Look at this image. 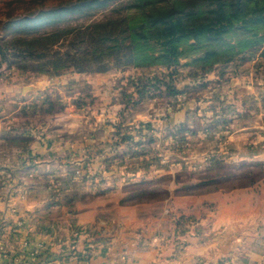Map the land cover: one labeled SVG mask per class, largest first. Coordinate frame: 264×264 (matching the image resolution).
Segmentation results:
<instances>
[{
  "label": "crops",
  "instance_id": "obj_1",
  "mask_svg": "<svg viewBox=\"0 0 264 264\" xmlns=\"http://www.w3.org/2000/svg\"><path fill=\"white\" fill-rule=\"evenodd\" d=\"M114 76H34L0 85V264H264V184L178 196L152 209L85 202L120 187L123 170L130 171L127 145L113 141L118 122V133L143 123L156 134L186 118L181 104L167 110L153 101L123 112L124 81ZM250 82L239 76L223 93L201 97L198 148L207 150L210 138L208 150L226 162L264 161L263 91ZM45 93L68 106L89 97L100 107L67 108L66 120L51 124L22 122ZM204 116L229 117V127L204 135Z\"/></svg>",
  "mask_w": 264,
  "mask_h": 264
},
{
  "label": "rangeland",
  "instance_id": "obj_2",
  "mask_svg": "<svg viewBox=\"0 0 264 264\" xmlns=\"http://www.w3.org/2000/svg\"><path fill=\"white\" fill-rule=\"evenodd\" d=\"M75 1L77 0H0V37L11 36L24 28L9 21L18 20L23 16L31 17L41 7L49 8ZM99 1H107V5L87 10L86 15L74 14L70 21L73 24H88L96 20L126 18L125 25L139 26L146 14L153 15L173 3L187 9L185 5L189 2L188 0H150V5L136 9L135 4L144 3V0ZM195 7L196 10L204 11L208 6L197 2ZM223 42L233 43L237 54L233 61L211 65L210 60L201 59L205 51L218 49L223 46ZM145 47L157 50L160 45L152 41ZM175 47L178 52L171 63L160 59L156 61V66L147 68L110 65L105 73H100H114V80L119 83L124 81L125 85L122 82L123 87L119 91L120 95H125L121 103L123 112H129L146 101H153L155 107L165 105L167 110H173L181 104L185 109L186 118L183 124L156 134L154 133L156 127L143 123L129 126L128 129H122L123 131L118 133V130L123 128V123L118 122L113 141L116 146L127 145L125 150L129 152L123 153L122 156L127 155L132 160L126 168L130 170L128 171L130 177H126L128 173L123 170L122 176L125 178L120 187L110 188L104 196L87 198L85 202L105 204L107 208L116 203L122 208L147 206L146 209H152L148 207H158L178 196L229 193L235 190L254 189L264 184V161L226 162L218 156V152L208 150L212 144L210 138H206L205 151L198 148L199 144L195 138L198 136L200 99L205 95L208 96L213 90H227V84L239 76L251 80V86H253L252 82L254 83L253 89H256L255 85L260 83L263 102L259 106L264 110V25L257 23L249 26L246 31L232 28L223 39L215 37L210 40L203 34L197 37L184 36L175 43ZM138 71L140 74L137 73ZM75 74L95 73L67 71L60 76L68 79ZM34 76L60 77L22 71L0 60V85L8 86L11 83L15 85L25 77ZM93 100L89 97H79L68 106L45 93L39 103L32 106V111H27L20 119L27 124L34 122L51 124L55 122L54 120L63 121L66 117L62 114L67 108L76 111L81 108V104L85 106L89 103V107L97 111L100 105ZM207 107H210L209 104ZM56 115L59 117L54 118ZM204 119L203 132L207 136H210L217 127L224 132L229 127V117L218 118L213 122L209 117ZM7 141L14 144L17 139L10 136Z\"/></svg>",
  "mask_w": 264,
  "mask_h": 264
},
{
  "label": "trees",
  "instance_id": "obj_3",
  "mask_svg": "<svg viewBox=\"0 0 264 264\" xmlns=\"http://www.w3.org/2000/svg\"><path fill=\"white\" fill-rule=\"evenodd\" d=\"M188 1L187 9L173 3L153 15H144L139 26L125 25L126 18L88 24L70 21L74 14L86 15L87 10L104 7L107 1L77 0L41 7L31 17L9 21L24 28L0 37V60L22 71L54 77L67 71L105 73L110 65L147 68L156 66L160 59L171 63L178 52L175 43L184 36L203 34L210 40L223 39L232 28L246 31L251 25H264V0ZM197 2L207 5V10H196ZM150 4L144 0L135 8ZM152 41L159 43L157 50L145 47ZM222 45L205 51L201 59L210 60L211 65L233 61L237 55L233 43Z\"/></svg>",
  "mask_w": 264,
  "mask_h": 264
}]
</instances>
